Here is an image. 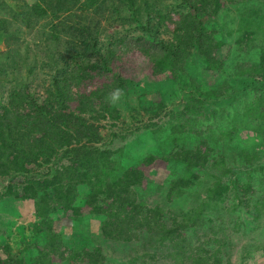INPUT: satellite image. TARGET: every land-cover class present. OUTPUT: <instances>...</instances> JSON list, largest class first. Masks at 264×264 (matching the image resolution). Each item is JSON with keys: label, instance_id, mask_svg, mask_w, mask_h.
Instances as JSON below:
<instances>
[{"label": "trees", "instance_id": "obj_1", "mask_svg": "<svg viewBox=\"0 0 264 264\" xmlns=\"http://www.w3.org/2000/svg\"><path fill=\"white\" fill-rule=\"evenodd\" d=\"M0 42V177L22 175L21 185L6 186L2 196L31 200L29 232L50 235L45 242L26 239L35 251L27 260L8 246L0 247V264H106L103 241L131 245L137 251L129 259L134 264H224L220 214L240 204L247 212L251 196L262 193L255 192L249 175L245 182L231 175L224 156L214 155L206 140L178 144L175 135L190 129L198 117H214L215 111H205L203 104L227 100L222 90L228 85L205 91L186 83L180 91L191 88L181 108L178 104L180 109L167 110L161 82L150 76L128 78L122 56L136 49L151 70H166L179 87L176 76L190 57L200 59L209 71L222 72L229 52L253 51L254 60L238 65L231 93L248 87L260 91L244 105L243 115L264 120V0H0ZM155 82L150 92L157 102L150 105L145 91ZM141 85L146 87L141 96L130 100ZM168 91L176 95L170 87ZM159 113L177 118L169 124L173 147L161 155L145 153L135 163L116 158L122 145L113 149L108 144L140 130L159 131L151 121ZM123 123L127 128L117 127ZM261 155L263 129L257 149L245 150L242 157L250 163ZM156 159L178 168L166 178L164 201L147 204L140 194L142 168ZM202 172L211 181L196 206L180 212L163 206L201 184ZM80 185L88 191L78 205ZM232 197L235 202L227 203ZM205 209L219 223L199 232L190 245L188 229L202 225ZM59 211L69 213L75 224L91 219V228L83 225L84 234L77 232L74 241L65 243L51 229L52 216Z\"/></svg>", "mask_w": 264, "mask_h": 264}, {"label": "rangeland", "instance_id": "obj_2", "mask_svg": "<svg viewBox=\"0 0 264 264\" xmlns=\"http://www.w3.org/2000/svg\"><path fill=\"white\" fill-rule=\"evenodd\" d=\"M214 36L218 38L219 33H214ZM160 37L166 38V35L161 34ZM225 39L227 42L232 41V38L229 37ZM2 48L3 45L0 42V49ZM122 57L126 58L124 62V72L128 78L141 81L142 78L145 80V77L150 76L158 80V82H161V85L158 87L161 97L166 99L164 102L165 105H167V110L168 108L173 110L181 108L186 91L191 88L184 87L183 91H180L183 85H187L186 83H190V86L198 85L205 91L208 89L219 90V85L224 84L223 82L228 85L227 88L225 87L223 90L220 89L222 93L225 92L224 95L222 94L223 100L226 98V95L229 96L227 100L220 104L212 102L203 104L205 111L212 109L215 111V116L208 118V121L198 117L196 121L190 122V129L187 128L182 134L175 135L177 136V143L180 144L184 142L185 145H192L199 139L206 140L208 145L213 148L214 155L216 153H221L224 156L226 164L230 165L231 171H233L231 175L235 176L239 182H245L249 175L251 178L250 181L253 184L252 186L256 188L255 192L260 191L262 196H260L259 193H255L251 196L249 203H252V205L248 208L247 212H245V206L240 204L235 210L221 213L220 223L217 220L219 218H215L213 214H208L210 213L209 210L205 209V212L202 214L204 217L202 225H196L193 229H188L187 239L189 244L193 245L196 242L195 236L200 234L199 232L208 231L209 226L216 228L219 223L220 228H223L225 236L224 248L226 250L223 254H220L224 264H264V168L261 170L258 169L259 165L264 167V157L261 155L259 159L250 163L245 162L243 159L245 157H242L245 150L252 152L257 149L261 129L264 130V120L254 121L251 117H245L243 115L244 105H250L255 99V95H259L260 91L258 92L256 89L248 87L244 91L239 89L231 93V88L233 86L232 79H234L233 77L235 76L238 65H242L244 61L245 63H249L254 60L255 53L251 51L248 55H245L233 51L229 52L223 60L222 72L209 71L203 66V62L200 59L190 57L186 60L182 72L176 76L178 77V82H180V84H178L179 87H177L174 81L175 79L172 78L171 75L169 76L166 70H151L148 66L149 63L147 59L136 49L128 51ZM249 81L250 80L245 82V84L249 83ZM173 85H175V87ZM154 87H157L156 82L151 85L150 89L145 91V101L150 105H155L157 102V96L153 92H150L154 90L152 89ZM169 87L172 92L173 90L176 92L174 97L170 95V91H168ZM144 88L146 87L141 85L130 97V100L137 94H139L137 96H141V92ZM261 92H264V87H261ZM122 112L124 113L123 119H127L125 116L127 114L126 111L124 110ZM139 113L143 115L142 112L139 111ZM216 114L222 115V118L217 119ZM146 116L147 112L143 117L145 121L147 119ZM176 120L177 118L159 113L154 119H151V121H156L160 126L159 131L152 132L151 129H147L134 132L133 134L129 133L126 135V139H114L108 145L113 149H117L122 145V152L115 153L114 156L127 163H135L137 158L145 153H153L155 155L165 154L173 147L169 124ZM209 124L210 128L206 129V125ZM131 125H133V123ZM121 126L127 128L124 123L122 125H117V127ZM230 129H233L234 132L226 139L223 134ZM101 133L105 135V130L101 129ZM104 139L106 141L105 137ZM177 168L176 165L166 163L160 159H156L144 169L142 168L143 178L141 184L143 186L140 194L147 204H153L160 200V202L164 201L163 195L166 188V178L171 175V170ZM201 178V184L186 190L182 196L172 199L169 203H163V206L170 207L173 212L186 211L196 206L201 200L204 186L211 181V178L206 172L201 173ZM21 182L22 175L0 177V247L8 246L10 252H14L27 260L35 251L32 244L25 243L26 239L34 237L39 243L49 240L50 235L45 237L41 233L36 234L29 232V226L34 221L31 200L24 201L19 198L2 196L6 186L11 184L19 186ZM78 187L75 203L79 205L83 203L88 188L84 185ZM260 199H262L261 202ZM255 201L256 208H254L253 205ZM232 202H235L233 197L227 201V203L230 204ZM230 204H228V206ZM85 212L86 209L82 208V213ZM58 213L52 216L51 229H53L55 233H58L65 243L74 241L77 232L83 235V225H85V228L86 225L89 226V229L91 228V219L88 220V224L83 221L76 222L75 224L69 213L60 211ZM86 216L88 215L86 214ZM208 216L211 218L210 221L206 218ZM94 226L96 227V221ZM90 231L95 232V229L92 228ZM93 235L94 233L91 234V236ZM95 236H97V234H95ZM219 236L220 233L218 232L217 237ZM101 245L104 247L103 252L105 254L106 264H134L136 262L129 260L137 252L131 245L125 246L123 243L111 241H103ZM210 246L211 249H214L216 243ZM53 262H56L55 258H53ZM68 264L75 263L72 261Z\"/></svg>", "mask_w": 264, "mask_h": 264}, {"label": "clouds", "instance_id": "obj_3", "mask_svg": "<svg viewBox=\"0 0 264 264\" xmlns=\"http://www.w3.org/2000/svg\"><path fill=\"white\" fill-rule=\"evenodd\" d=\"M115 91H122V90H120V89H116Z\"/></svg>", "mask_w": 264, "mask_h": 264}]
</instances>
